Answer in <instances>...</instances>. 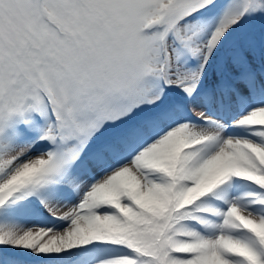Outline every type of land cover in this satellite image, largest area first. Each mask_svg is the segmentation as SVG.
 Wrapping results in <instances>:
<instances>
[{
	"label": "snow or ice",
	"instance_id": "obj_1",
	"mask_svg": "<svg viewBox=\"0 0 264 264\" xmlns=\"http://www.w3.org/2000/svg\"><path fill=\"white\" fill-rule=\"evenodd\" d=\"M0 264H264V0H0Z\"/></svg>",
	"mask_w": 264,
	"mask_h": 264
}]
</instances>
